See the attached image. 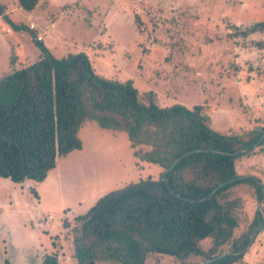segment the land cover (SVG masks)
<instances>
[{
  "label": "rangeland",
  "instance_id": "1",
  "mask_svg": "<svg viewBox=\"0 0 264 264\" xmlns=\"http://www.w3.org/2000/svg\"><path fill=\"white\" fill-rule=\"evenodd\" d=\"M0 2L10 19L32 31L7 33L0 16V76L38 59L34 39L41 35L53 56L84 51L96 73L119 81L130 78L140 93L153 90L160 105L206 103L210 125L218 131L264 126V46L250 42L264 43V31L246 37L228 34L233 23L245 28L264 20V0H40L30 13L16 0ZM10 52L16 56L12 64ZM79 136L82 148L58 157L43 182L0 177V264H6V257L14 263L19 250L45 247L63 218L85 211L111 189L160 171L134 155L150 146H131L122 130L88 119ZM236 169L264 183V151L255 147L236 160ZM229 195L241 199L237 236L259 202L246 185L231 188ZM55 236L56 246L62 241L69 251L67 229ZM210 245L209 238L201 241L205 250ZM227 249L225 244L219 251ZM191 260L202 262L200 257ZM146 264L181 263L151 254ZM232 264H264V221L240 261Z\"/></svg>",
  "mask_w": 264,
  "mask_h": 264
},
{
  "label": "trees",
  "instance_id": "2",
  "mask_svg": "<svg viewBox=\"0 0 264 264\" xmlns=\"http://www.w3.org/2000/svg\"><path fill=\"white\" fill-rule=\"evenodd\" d=\"M16 1L28 13L40 2ZM0 16L8 31L32 32L10 19L1 2ZM230 26L229 35L246 37L263 32L264 20L245 28ZM42 40L34 39L40 47L38 59L0 76V177L43 182L58 157L82 148L79 130L88 119L124 131L131 146H150L134 155L160 168L157 176L111 189L84 212L63 218L61 228L70 233L75 263L146 264L151 254L172 256L181 264H199L193 257L209 261L205 264L240 261L262 213L257 208L234 236L241 199L231 197L229 190L246 185L258 202L263 198L262 179L239 174L236 160L254 152L264 126L218 131L210 125L206 103L160 105L153 90L140 93L132 79L96 73L84 51L55 57ZM250 42L264 46L260 40ZM15 60L10 52L8 62ZM243 148L247 150L237 152ZM256 148L264 151V136ZM50 238L55 247L56 236ZM205 238L211 240L206 250L201 246ZM225 244L227 251H219ZM42 264H60L57 250L44 254Z\"/></svg>",
  "mask_w": 264,
  "mask_h": 264
},
{
  "label": "crops",
  "instance_id": "3",
  "mask_svg": "<svg viewBox=\"0 0 264 264\" xmlns=\"http://www.w3.org/2000/svg\"><path fill=\"white\" fill-rule=\"evenodd\" d=\"M4 27H5V32H7L6 30H8L7 29L8 25L6 23H4ZM11 31L9 30L7 33H10ZM80 213H82V212H80ZM68 219H72V218H68ZM48 221H49L48 223H50L51 225L55 224L54 218H52V217H49ZM48 229H50V228H48ZM59 230H58L59 231L58 234L60 235V232H62L63 230H62V228ZM53 235H57V232H55V233L50 232L49 233V235H48L49 240L46 242L45 247L40 248L41 245L39 244L38 247H36V249L34 251H31V252H25L24 250H19V255L15 259L14 263L11 261L10 258L6 257L7 264H42L43 255L52 253L56 250H57V254H58V261L60 264H76L74 258L72 257L71 242H70L71 248L69 249V251H67V249L65 247L61 246V245H63L62 241L60 242L59 245L54 247L51 243V238H50ZM5 250H6V248H5ZM5 254H7V251Z\"/></svg>",
  "mask_w": 264,
  "mask_h": 264
},
{
  "label": "water",
  "instance_id": "4",
  "mask_svg": "<svg viewBox=\"0 0 264 264\" xmlns=\"http://www.w3.org/2000/svg\"><path fill=\"white\" fill-rule=\"evenodd\" d=\"M263 136H264V132H263V134L261 135V137L259 138V140L253 145L252 148H255V147L258 145V143L260 142V140L262 139ZM246 150H247L246 148H243V149H239L237 152L246 151ZM184 156H185V155H182L181 157L177 158V159L173 162V164L171 165V167H173V166H174L179 160H181ZM220 185H222V184H220ZM220 185H219V186H220ZM215 190H216V188L213 189V190L207 195L206 198H209V197L215 192ZM263 190H264V188H263ZM263 200H264V195H263V198L261 199V201H259V203H258V208H259V210H260L261 213H262V219H261V221L259 222V224L255 227V229H254V231L252 232V234L250 235L249 242H248V244L246 245V247L244 248L243 252H244V251L250 246V244L252 243V241H253V239H254V236L256 235L257 229L262 225V223H263V221H264V209H263V207H262ZM224 254H225V253H223L222 255H224ZM207 262H209V261L200 262L199 264H205V263H207Z\"/></svg>",
  "mask_w": 264,
  "mask_h": 264
},
{
  "label": "built area",
  "instance_id": "5",
  "mask_svg": "<svg viewBox=\"0 0 264 264\" xmlns=\"http://www.w3.org/2000/svg\"><path fill=\"white\" fill-rule=\"evenodd\" d=\"M31 28H34V24H31ZM40 39H42L41 35L38 36V40H40Z\"/></svg>",
  "mask_w": 264,
  "mask_h": 264
}]
</instances>
